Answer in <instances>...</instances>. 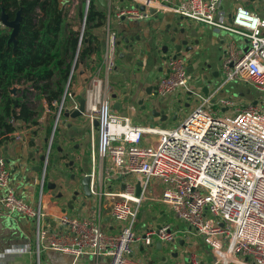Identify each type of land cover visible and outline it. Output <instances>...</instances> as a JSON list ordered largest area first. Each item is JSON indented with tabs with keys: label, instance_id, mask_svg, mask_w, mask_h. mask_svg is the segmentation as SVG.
<instances>
[{
	"label": "built area",
	"instance_id": "1",
	"mask_svg": "<svg viewBox=\"0 0 264 264\" xmlns=\"http://www.w3.org/2000/svg\"><path fill=\"white\" fill-rule=\"evenodd\" d=\"M86 1L89 7L91 0ZM136 3L122 8L118 17L145 19L173 12L218 31L236 32L244 37L245 45L238 48L225 36L222 81L217 86L207 78L200 81L190 77L184 54L168 53L169 71L157 78L156 91L162 98L176 96V113L164 117L158 106H144L150 114L146 113V121L141 122L133 119L135 107L121 101L128 113H120L114 105L116 96H111L108 76L116 66L118 32L108 17L103 76L95 77L85 91L84 115L93 133L97 131L94 159L107 162L106 178L123 182V187L114 190H98L91 182L93 194L101 201L100 209L108 210L118 223L117 230L105 232L97 218L80 219L64 213L59 216L58 229L49 234L41 199L34 205L15 191L3 155L0 205L33 219L38 254L48 237L49 248L73 254L74 263L85 254H93L107 257L108 264H136L133 247L139 239L147 246L153 245L155 238L166 243L175 239L167 222L147 227L143 235L135 229L141 203L152 197L170 206L210 245L211 261L193 257L190 264H264V16L240 4L229 21L219 12L222 0ZM227 84L248 85L259 96L254 102L236 99L225 93ZM204 85L208 87L206 94ZM66 99L74 106L68 107ZM56 103V124L65 108L79 106L67 90ZM156 181L162 185L161 193L149 196L147 192ZM62 226L69 227V232Z\"/></svg>",
	"mask_w": 264,
	"mask_h": 264
},
{
	"label": "crops",
	"instance_id": "2",
	"mask_svg": "<svg viewBox=\"0 0 264 264\" xmlns=\"http://www.w3.org/2000/svg\"><path fill=\"white\" fill-rule=\"evenodd\" d=\"M107 1L109 3L107 8L103 7L99 0H97V3L107 10L109 22L118 32V59H116V66L112 71L115 74V79L113 80L115 88L111 86L110 88L111 93L116 96L114 105L116 102H119L117 109H120V113H128L124 106L121 107V101H123L122 103L125 106L128 104L135 107L133 119L141 122H145L147 114H150L143 110L144 106L148 108L158 106L160 109L165 110L168 116L170 111L175 108L174 104L167 103L165 105L160 102L158 99L160 96L156 91L157 78L169 71L168 62L164 59V54L161 51V46L167 41L165 38V34H167L165 31L167 29L170 30L171 34H174L173 29L175 27L188 23H192V26L199 30L201 29L200 31L203 32H199V35L200 37L203 36V40L205 41L204 48L201 45L195 46L193 51L184 53L187 58L194 57L192 63L194 71H191L189 76L198 80L199 77H207L208 80L212 77H216L217 79L222 78L220 61H222V56L226 53L225 34L222 31L201 23L191 22L184 18L180 20L181 17L173 12H162L157 16L145 19L125 16L118 17V12L122 8H130L137 5L136 0ZM169 1L175 4L179 0H167V2ZM240 4L246 5L264 16V4H260L257 0H222L219 12L229 19V15ZM98 34L103 44L101 48L104 50L105 27ZM217 34L221 37L223 35L224 39L218 37ZM178 35L180 37L179 41L185 38V35ZM131 37H133V40L127 43L125 39ZM129 44H132L135 50L133 47L127 48ZM197 51L201 54L197 55ZM218 51H220L219 57H217ZM121 54H124V56L121 57ZM129 56H131V63ZM156 59L157 65H153ZM126 71H129V78L121 80V76L123 77ZM149 86H155V89L152 91L155 90L156 94L147 91ZM232 86L237 91L244 92L242 97L245 101L254 102L259 96V94L256 96L248 95V90L250 89L251 91L252 89L248 85L232 84ZM236 90L234 89L233 91ZM77 94L78 91L73 92L74 98L78 101L79 105ZM67 106H74L71 99L67 101ZM38 107L33 111L29 107L32 113L27 119L16 121L17 130L11 135L9 140L4 141L0 145V155L6 158L11 170V186L14 189L16 187L18 190L15 191L22 195L29 203L36 205L41 199L42 210L47 213L44 225L48 228L49 234L58 229L59 216L64 213L80 219L97 218L105 232L111 233L116 231L118 223L107 209H100L101 201L98 195L92 192V198H86L84 195L79 196L69 205L71 195L67 194L64 198H58L57 194L59 190L54 191L47 188V181H59L58 176H55L56 173L52 166L56 154L61 158L59 164L60 170L67 172L69 176L74 172L78 173L76 168L77 161L74 160L73 156L74 153L84 156L88 164L91 165V168L93 167L92 170L88 169L84 173L92 174L93 180L91 182L97 185L98 190L101 188L102 190H114L123 187L121 179L113 180L106 178L105 166L107 162L100 160V158L94 159L93 157L97 154L98 148L97 132L93 133L90 122L86 119L85 115L73 118L65 117L62 114L58 122L59 133L57 135V144H54V142L52 144L49 137L52 131L51 124L55 120L57 103L53 102V107H51L46 100H41ZM175 113L173 112L171 116ZM89 134L91 135V140H89ZM60 146L66 151L70 149L72 160H74L73 167L65 166V162L68 163L71 159L61 155L58 150ZM45 153L46 155L49 153V155L45 160H42L41 155ZM97 159L100 165L96 171ZM20 160L24 162L25 169L19 166ZM97 172L98 176H96ZM43 180L44 185L42 184ZM154 184L149 191L147 190L149 196L152 193H155V195L161 193L162 185L157 181ZM137 187L138 185L136 189ZM3 193L1 190L0 197ZM163 222H168L171 225L175 240L166 243L155 238L153 245L147 246L142 239H139L133 247V261L136 264H190L193 257H198L206 262L212 260L211 247L204 241L203 237L184 220L179 218L170 206L152 197L147 198L141 203L134 227L140 235H143L147 227H155ZM62 227L64 232H69V227ZM43 249L53 250L49 248L48 237H45L42 242L41 250ZM41 250L38 254L33 219L22 213L9 212L0 205V264H40ZM60 252L73 257L71 264L109 263L107 257H96L93 254H85L74 263L73 254Z\"/></svg>",
	"mask_w": 264,
	"mask_h": 264
},
{
	"label": "trees",
	"instance_id": "3",
	"mask_svg": "<svg viewBox=\"0 0 264 264\" xmlns=\"http://www.w3.org/2000/svg\"><path fill=\"white\" fill-rule=\"evenodd\" d=\"M60 2L0 0V17L5 10L9 18L14 19L21 10L16 46L9 42L10 34L0 25V145L17 130L16 121L27 119L32 113L26 101L27 93L36 91L45 95L51 107L53 102L60 101L65 93L63 83L71 71L67 60L69 51L78 52L80 60L92 51L102 56L103 44L91 29L106 26L107 10L99 6L97 0H91L86 23H95L88 29L86 27L78 48L81 34L67 33L68 12ZM77 13L75 17L82 20L85 16L83 10L79 9ZM15 87L20 89L16 91Z\"/></svg>",
	"mask_w": 264,
	"mask_h": 264
},
{
	"label": "rangeland",
	"instance_id": "4",
	"mask_svg": "<svg viewBox=\"0 0 264 264\" xmlns=\"http://www.w3.org/2000/svg\"><path fill=\"white\" fill-rule=\"evenodd\" d=\"M96 1V0H95ZM60 5L63 7V9L65 11L68 12V23H69V27L67 30L68 34H71L72 32H76V34H81L84 33L90 26H93V24L95 22L92 23H86V19H85V24H84V18L81 20L76 16V13L78 12V10H83L84 14L87 10V1L86 0H61ZM90 6V5H89ZM99 8V6H98ZM89 9V7H88ZM88 12V10H87ZM78 14V13H77ZM0 25L2 27V29L7 33V34H11L12 32V28L5 26L4 24H2V22L0 21ZM102 28L100 29H91V31L94 33V35H97L100 38V35L98 34V32L101 31ZM223 34H225V36L228 38L229 41H234L237 45L238 48H243L245 45V39L242 35L236 33V32H227L226 30H222ZM222 34V33H220ZM218 35V34H217ZM218 37L224 39V36L222 35ZM222 43H224V41H222ZM205 44L201 45V47L204 48ZM204 50V49H203ZM220 51H218L217 53V57L220 56ZM79 58V59H78ZM102 56L98 55L97 52L92 51L91 54L88 57H85L83 60H80V56L78 54V52H73V51H69L67 60L70 62L71 64V71L72 68L75 64V68L73 73L71 74V71L69 73V77L68 79L63 83V87H64V91L67 90V92L72 93L75 91H78V96L77 99L79 100L81 97H84L85 95V91L86 89L92 84V81L95 77H102L103 76V62H102ZM130 58V63H131V56H129ZM194 58V57H193ZM193 58L185 56V62H184V66L186 68L187 74L190 75L191 71L193 72ZM117 59H118V54H117ZM78 60V61H77ZM157 59L155 60V62H153V65H157ZM220 65H221V61H220ZM131 66V65H130ZM129 68V66H128ZM120 69V67H119ZM151 71V70H150ZM123 75V74H122ZM139 77V75H138ZM129 78V71H126L124 73V76H121V80H127ZM115 79V74L114 72H112L111 74H109L108 76V84L115 88L114 82L113 80ZM206 78L201 77L200 81L205 80ZM211 83L213 84V86H217L221 81L222 78L217 79L216 77H212L210 78ZM118 85V84H116ZM16 91L20 89V87H15ZM236 90V88H234V86H230L229 84H227L224 88L225 93L230 94L232 97L236 98V99H243L242 95H239L238 93L240 91H233ZM244 89V87H243ZM197 90H200L199 88ZM246 90V89H245ZM65 93H63L62 97L64 96ZM258 92L255 91V89H251V91L249 92L248 95H257ZM45 95H41L39 93H37L36 91H30L29 93H27L26 95V101L28 103V107L32 108V111L37 108L39 106V103L41 100H46ZM112 97H114L115 95L112 93L111 94ZM60 99V100H61ZM160 100V102H162L163 104H176V96L175 95H171L169 97H159L158 98ZM69 100V99H66ZM38 104V105H37ZM37 106V107H36ZM39 108V107H38ZM170 110V109H168ZM173 112H176V108H173V110L170 111L169 115L172 114ZM52 131L50 132V137L49 140L50 142L53 144H57V135L59 133V126L58 124H56L55 120H53L52 122ZM60 125V124H59ZM97 132V131H95ZM55 133H56V137H55ZM91 135L89 134V140H91ZM67 151L70 152V149H67ZM74 160H76L77 165L76 168L78 170V168H83L84 171L86 170H92L93 167L91 168V165L88 164L87 159L84 156H81L80 154H76L74 153ZM96 171L98 170V166L100 165L99 160L97 159L96 161ZM93 165V164H92ZM90 166V167H89ZM98 172L96 173V176H98ZM97 186V185H96ZM0 189L4 192V189L0 187ZM0 190V193H1ZM15 190L17 191L18 189L15 187ZM24 215V214H23ZM165 223V222H163ZM168 223V222H167ZM175 240V239H174ZM173 242V241H172ZM47 243V241H46ZM40 258H41V263L40 264H71L73 261V257L70 255H66L60 251H55V250H41V254H40Z\"/></svg>",
	"mask_w": 264,
	"mask_h": 264
},
{
	"label": "water",
	"instance_id": "5",
	"mask_svg": "<svg viewBox=\"0 0 264 264\" xmlns=\"http://www.w3.org/2000/svg\"><path fill=\"white\" fill-rule=\"evenodd\" d=\"M251 1H255V0H251ZM257 1H259L260 4H264V0H257ZM99 2L105 8L109 6V3L107 0H99ZM141 8L143 9L144 7L141 6ZM87 10H88V6H87ZM87 10L84 16V24H85V19L87 15ZM263 11H264V7H263ZM0 19H1L2 24L12 28V32L9 37V42H14L16 46L17 41H18L17 35L20 31V24H21V10L17 12V15L14 19H10L8 13H6L5 10H3ZM182 19L183 18L181 17L180 20ZM229 21H232V13L229 15ZM173 30H174V34H171L170 30L168 29L165 31L167 33L165 34V38L167 39V41L165 44L161 46V51L164 54V59L166 58V56H168V53L173 52L174 56H178L186 52L193 51L195 46H200V45L205 44V41L203 40V36L200 37L199 35V32H203V31H200L201 29L199 30L196 27L192 26V23L177 26ZM178 34L185 35V38L179 41L180 37ZM82 35L83 33H81L78 48L81 44ZM130 40H133V37L125 39L127 43H130ZM128 47H133V45L129 44L127 45V48ZM133 49L135 50V47H133ZM196 54L199 55L201 53L197 51ZM120 56L122 57L124 56V54H121ZM74 68H75V64L72 68L71 74L73 73ZM200 78L201 77H199V79ZM204 78H207V77H204ZM153 89H155V86H149V88H147V91L153 92L154 94H156L155 90L152 91ZM202 91L206 94L208 92V87L204 85L202 87ZM248 92H250V89L248 90ZM238 94L243 95L244 92H239ZM85 104H86L85 97H81L79 99V106L75 108L74 110L65 108V110L63 111V116L73 117V118L83 116L84 111H85ZM118 107H119V102H116L115 108H118ZM153 113H156V111L153 110ZM161 113L163 114L162 110H161ZM163 115L164 117H166L165 114ZM94 124L97 126L98 121H95ZM58 150L62 156H66L69 159H71L70 162L68 163L65 162V166L73 167L74 160H72V154H70L69 151L64 150L61 146L58 148ZM46 157H47L46 153L41 155L42 160H45ZM54 157H55V160L53 161L52 166L54 167L53 170L56 173L55 176H58L59 181H55V180L47 181V188L54 190V191L59 190V193L57 194L58 198H64L67 194L71 195V199L69 200L71 202L68 203L69 205L72 204V202H74L79 196L84 195L86 198H92L93 196L92 190H91L92 174L84 173V169L81 167V168H78L77 170L78 173L74 172L69 176L67 172L59 169V164L61 162V158L59 157V155L56 154ZM19 166L25 169L24 162L22 160H20ZM137 193L138 194L140 193V186L137 187Z\"/></svg>",
	"mask_w": 264,
	"mask_h": 264
},
{
	"label": "bare ground",
	"instance_id": "6",
	"mask_svg": "<svg viewBox=\"0 0 264 264\" xmlns=\"http://www.w3.org/2000/svg\"><path fill=\"white\" fill-rule=\"evenodd\" d=\"M162 111H163V114H165L166 116H168V115L166 114L165 110H162Z\"/></svg>",
	"mask_w": 264,
	"mask_h": 264
}]
</instances>
